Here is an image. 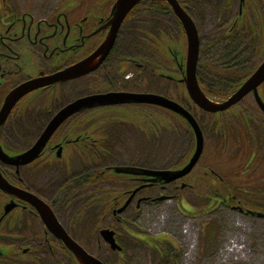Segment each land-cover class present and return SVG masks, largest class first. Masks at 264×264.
<instances>
[{
  "label": "flooded vegetation",
  "instance_id": "af4514ba",
  "mask_svg": "<svg viewBox=\"0 0 264 264\" xmlns=\"http://www.w3.org/2000/svg\"><path fill=\"white\" fill-rule=\"evenodd\" d=\"M116 1L0 0V111L6 96L22 83L39 79L41 85L23 93L0 125V173L15 189L39 196L49 208H37L28 200L0 187V264H79L69 246L46 221L49 222L52 213L57 223L78 242L75 230L72 228L70 233L64 223L63 213L68 205H74L80 211L85 201L109 199L106 194L97 197L92 193L100 186L116 185L118 190L125 187L122 194L110 195V199L122 198L123 201L114 200L105 214L106 220H119L117 209L128 197L132 199L123 212L137 211L142 202L153 204L160 200V195L176 193V190H183L190 184L185 181L188 174L164 184L150 181L145 175L117 173L113 169L114 166L147 167L146 162H141V145L132 140L139 143L141 134L144 139L152 137L155 122L159 128L160 122H154V109L171 110L154 103L110 102L114 97L109 96V93L156 92L184 104L176 96L168 95L166 90L167 82L176 87H185L182 77L186 54L183 56L180 50L174 48L176 46L169 44V70L165 69L160 22L163 7L169 8L165 12L170 13L171 21L177 27L175 30L185 37L187 43L184 27L168 3L164 0H140L125 14L117 27L110 49L98 52L112 30ZM178 2L196 24L200 50L202 39L197 22L202 20L198 16L204 11L203 23L206 26L210 24L211 30H215L209 41L203 38L204 45H215L223 50L225 60L221 63L229 66L236 78L250 76L263 54L260 38L261 34L262 38L264 35V0H202L203 9L200 12L193 11L191 0ZM132 31L147 34L151 42L140 39L133 48L135 41L131 42ZM153 35L156 44L153 43ZM170 38L172 40V36ZM92 54H95L94 63L89 66L97 63L94 69L72 78H54ZM242 54L253 55L256 61L252 67L242 63ZM199 63H202L200 56ZM206 64L213 66L220 63ZM198 68L196 76L205 91L200 83ZM243 81L227 95L232 94ZM97 94L108 97H100L104 101L102 103H93L91 106L87 103L80 109L62 115V111L76 99ZM246 95L224 111L207 113L222 122L223 117H234L238 111L233 122H241V116H245L244 121L248 126L251 110L244 108L245 105L241 103L246 100ZM209 97L215 99L216 95ZM254 103L264 115L256 100ZM138 110L143 112L146 126L138 123L135 115ZM55 118H60L56 128L33 161L25 164L9 161L31 148ZM119 128L124 135L133 136L129 144L132 151L126 152L131 156L125 154V162L116 161L114 156L119 152L117 150L125 147L124 135L120 134ZM51 174L59 177L49 186L47 176ZM71 180L74 190L83 186L75 198L76 202L66 200L68 192L65 188H68ZM54 186L56 188L50 190ZM9 202L15 205L5 212ZM140 234L142 237L139 239L143 244L157 250L158 243L170 241L163 235Z\"/></svg>",
  "mask_w": 264,
  "mask_h": 264
},
{
  "label": "rangeland",
  "instance_id": "374dc122",
  "mask_svg": "<svg viewBox=\"0 0 264 264\" xmlns=\"http://www.w3.org/2000/svg\"><path fill=\"white\" fill-rule=\"evenodd\" d=\"M162 9L164 11L162 10L160 14L161 26L165 30L168 28L169 31H172L170 36L174 40H168V44L176 46L174 48L180 50V53L185 56L186 39L181 36L178 30H175L177 27L175 23H172L170 13L165 12L169 8L163 7ZM203 13L198 16L202 20L197 22L202 39L199 54L200 61L211 64L221 63L225 60L223 50L216 48L215 45H204V41H209V37L212 36L215 30H211L210 24L206 26L203 23L205 14ZM215 25L213 29H215ZM177 38H179V41H177ZM203 38L206 40L203 41ZM260 42L263 45L262 60L264 57V35L262 38V34ZM240 58L243 61L242 63L249 68L256 61H254L253 55L245 54L244 56L242 54ZM167 59L169 61L168 57ZM162 88H165L164 85H162ZM166 90L168 95H174L184 103L181 104L176 100L190 110L193 116L197 118L196 120H199L201 131H203V153L194 169L187 173L188 180L185 178V181H188L191 185L189 184L183 190H176V193L160 195V198L161 196L166 198L156 200L153 204L148 201L142 202L139 210L120 213L119 220L109 219L104 221L105 224L102 228L108 227L117 230L118 241L126 245L125 254L122 252L120 255L122 261L118 257V251H113L109 244L103 241L99 230L98 237H95V232L91 233L87 227L83 228V225L79 226L78 223L73 222L79 215V210L77 211L74 205H68L63 213V221L67 224L69 232L71 233L73 228L77 233L78 242L90 254L95 255L107 264H158L160 263L161 253L164 251H170L169 254L178 256L180 254L179 264H264V216H258L255 212H264V206L261 209L260 204L261 202L264 205V157L260 161L257 159L255 164H251L250 167H245L243 151H238L239 139L244 134L255 138L256 136L259 137L261 130L262 132L264 130V115L255 106L253 93L247 94L246 100L241 102L245 105L244 108L251 110L246 133L233 127H226V119L233 121L238 116V111H236V115H233L234 117H223L222 122L217 123L216 116L214 117L211 113L199 108L194 100L189 97L184 85L176 87L174 84L170 85L167 82ZM259 92L264 99V85H259ZM215 99L222 100V97L216 96ZM154 112V122L155 120L160 122V126L159 128L156 127L155 122L152 129L154 135L144 139L141 134L139 143L133 139V136L124 135L123 130L119 128L120 134L124 135L125 147H121L117 150L119 152L114 154L116 161L125 162L127 160L126 156H131L126 152L132 151V148H129L132 138L133 143L141 145V162H146L147 167L164 169L184 165L186 157L195 147L194 132L188 121L176 112L167 111L163 108L154 109ZM135 115L138 123L146 126L143 122V112L138 110ZM223 169L230 172L229 176H232L237 185L242 186L244 195L246 194L249 198L244 196L245 198L237 203H231L230 205L219 203L216 206H211L209 210L202 211L203 196L208 193L212 184L216 185L215 182L223 181L220 173ZM58 177L59 175H48V185H53ZM115 186L107 187L103 185L96 188L92 193L96 194L97 197L106 194L110 199V195L122 194L125 188H119L118 190ZM55 188L56 186L51 187L50 190ZM109 192L111 193L109 194ZM114 200L116 201V198ZM120 201H123L122 198H120ZM71 202L76 201L72 200ZM252 204L258 209L254 208ZM194 209L199 213H195ZM74 225H76V228H74ZM140 232L153 236L163 235L170 241L158 243L159 250H157L154 247L146 246L140 241L139 237H142ZM130 233H133L134 236Z\"/></svg>",
  "mask_w": 264,
  "mask_h": 264
},
{
  "label": "water",
  "instance_id": "95a60500",
  "mask_svg": "<svg viewBox=\"0 0 264 264\" xmlns=\"http://www.w3.org/2000/svg\"><path fill=\"white\" fill-rule=\"evenodd\" d=\"M140 0H117L114 7H115V16H114V23L112 26V30L109 34V36L106 38L105 42L99 47L98 52H104L108 51L110 49L111 45L114 42L115 33L117 31V27L121 23V21L124 19L125 14L134 7L135 3L139 2ZM166 3H168L171 7L175 15L180 19L184 31L185 36H187V50H186V63L184 66V74H183V81L185 84V88L187 89V92L189 94V97L194 100V102L198 105L199 108L202 110L210 111V112H220L226 110L227 107H229L232 104H236V102L242 100L244 96L252 92L253 97H255L257 105L262 108L264 111V100L262 96L259 94L258 87L260 84L264 82V58L260 61L259 65L256 67V69L244 80L242 83L239 84L238 88L235 89V91L225 97V99L217 100L210 98L205 91L200 87L198 78L196 76L197 71V64L199 60V51H200V38L198 35L196 24H194L193 19L189 14L186 13L184 8L181 4H179L178 0H164ZM95 58V54H92L91 56L85 58L84 61H81V63H77L72 67H69L61 72V74L56 75L54 78H63L64 76L66 78H72L75 77V75H79L84 73L85 71H88L90 69H94L96 67V64H93L92 66H89V64L94 63L93 59ZM41 86L39 83V79H32V81L24 82L22 85H19L17 88L11 90V92L6 96V99L1 107L0 111V125L4 122L6 116L12 109V105L22 96L23 93L32 90L33 88ZM109 96H112V100L110 102H123V101H135V102H145V103H154L156 105H160L161 107H165L171 111L177 112L179 115L185 118L186 121H188L192 131L194 132L195 136V147L194 150L191 152V156L185 161L184 165L181 167H175V168H137V167H130V166H114L113 169L117 173H137L139 175H145L149 177L148 179L150 181H159L161 183L165 182H171L175 181L176 179H179L181 177L186 176L187 173H189L195 166L196 162L199 160V158L202 155L203 147H204V138H203V131H201L200 125L198 123V120L193 116V114L182 106L180 103H178L176 100H171L170 98L160 95L154 92H118V93H109ZM100 97H108L104 96V94H97V95H88L86 97H81L76 99V101L69 104L63 111L62 115L66 114L67 111L70 110H76L84 107L85 105L90 104L93 105V103H102L104 101L100 100ZM108 100V99H106ZM106 102V101H105ZM95 104V105H96ZM60 114H58L59 116ZM60 120L55 118L45 129V132L39 137V139L35 142V144L25 150V152H21L16 155L15 159H10L9 161H12L16 164H25L30 161H33V159L36 158V156L40 153L42 150L41 148L45 145L47 141V137L49 134L56 128V125L58 124V121ZM0 187L4 191H8L10 193H14L15 195H18V197L28 200L30 203H33L37 208H48L46 202H44L39 196L37 197L31 192L22 191L20 189H15L10 183L4 179L0 173ZM166 197L161 196L160 199H165ZM131 197H128V199L123 203L121 207L117 209L118 213H122L124 211V208L127 206V204L131 201ZM15 204L13 202L7 203L5 212L9 210L11 207H13ZM49 209V208H48ZM258 216H264V212H256ZM50 220L48 225L52 230L60 235L59 237L63 239L65 244H67L72 252V254L75 255L77 261L79 264H104L98 257L95 255L93 256L90 254L80 243H78L73 237L70 236L69 233H67L59 223H57L56 218L50 213ZM100 236L102 237L103 241L107 242L110 246V248L115 251L121 250L120 244L116 241L115 233L116 231L108 228L103 227L99 230Z\"/></svg>",
  "mask_w": 264,
  "mask_h": 264
},
{
  "label": "trees",
  "instance_id": "16d2710c",
  "mask_svg": "<svg viewBox=\"0 0 264 264\" xmlns=\"http://www.w3.org/2000/svg\"><path fill=\"white\" fill-rule=\"evenodd\" d=\"M191 3L193 5V11L200 12L203 9V3L202 0H191ZM162 45L164 47V58L166 59V65L165 69L169 70L168 67V43L169 41H174L173 39L170 40V31L165 30L162 26ZM153 37V43L156 44V37L155 35ZM131 42L135 41V44H133V48L135 47L136 43L140 39H146L147 42H151V39L147 36L145 33H141L138 31V33H132L130 34ZM137 39V40H136ZM169 40V41H168ZM176 40V39H175ZM198 76L200 78L201 85L205 88V91L209 96H220L225 97V95L229 94L235 86L243 81L246 77H240L236 78L235 73L232 69H229L225 63L222 64H213V66H207L206 63H199L198 64ZM249 73V72H248ZM242 121L239 120L234 123L230 119H226V127L228 128H235L236 130H240L242 132L247 133L248 126L245 124L243 116H241ZM236 121V119H235ZM217 123H221L217 120ZM241 125V126H238ZM261 126V125H259ZM239 149L238 151H243V159L245 161L244 166L250 167L251 164H255L257 159L260 161L264 157V130L261 134H259V137H249L248 135L244 134L239 139ZM216 173V172H215ZM221 178L223 181L215 182L216 185L212 184L209 188L208 193L204 194L203 201L204 204L202 205L203 208L202 211L209 210L211 206H216V204L223 203L225 205H230L231 203H237L242 198H249L246 194L244 195L242 186L237 185L232 179V176L230 177L227 170H221ZM238 175V174H237ZM232 179V180H231ZM241 184V183H240ZM67 189L69 191H67ZM81 189H83V186H78L76 190H74V185L72 180L69 182L68 188H65V191L68 192L66 200H75L77 196H79ZM77 193V194H76ZM245 196V197H244ZM116 200H120V198H116ZM114 198L113 199H102V200H91V201H85V206L81 205V210L78 212V217L73 221L75 223H78L79 226L83 225V228L87 227L89 232L93 233L95 232V237H98V230L100 227L103 226L104 221L106 220V211L112 207ZM243 202V201H241ZM259 204V202L257 201ZM261 209L262 206H264L261 202ZM253 205V204H252ZM254 207V205H253ZM257 208L258 207H254ZM248 209V208H247ZM79 209H77L78 211ZM195 213H199V211H196L194 209ZM74 228H76V225H74ZM123 246V252L125 251V246L123 243H120ZM119 253V252H118ZM170 251H164L161 253V259L160 263L158 264H179L180 254L173 255L169 254ZM125 254V252H124ZM118 257L121 258L120 261H122V257L120 256V253ZM125 259V257H124ZM114 263V262H111Z\"/></svg>",
  "mask_w": 264,
  "mask_h": 264
},
{
  "label": "bare ground",
  "instance_id": "6f19581e",
  "mask_svg": "<svg viewBox=\"0 0 264 264\" xmlns=\"http://www.w3.org/2000/svg\"><path fill=\"white\" fill-rule=\"evenodd\" d=\"M194 169V168H193Z\"/></svg>",
  "mask_w": 264,
  "mask_h": 264
}]
</instances>
